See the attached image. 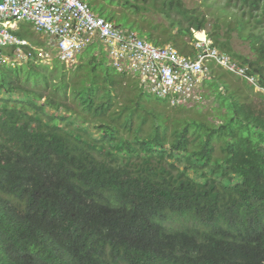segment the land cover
I'll return each mask as SVG.
<instances>
[{
	"label": "trees",
	"instance_id": "obj_1",
	"mask_svg": "<svg viewBox=\"0 0 264 264\" xmlns=\"http://www.w3.org/2000/svg\"><path fill=\"white\" fill-rule=\"evenodd\" d=\"M130 1L129 23L99 13L156 45L205 30L264 91V0H202L205 11ZM148 9L168 23L145 19ZM232 31L255 59L232 50ZM95 43L83 49L92 55L83 82L57 57L55 74L40 71L32 46H22L24 65L0 63V264H264V105L228 92L211 63L203 82L218 73L224 121L183 124L156 109L181 105L103 65L88 50Z\"/></svg>",
	"mask_w": 264,
	"mask_h": 264
},
{
	"label": "built area",
	"instance_id": "obj_2",
	"mask_svg": "<svg viewBox=\"0 0 264 264\" xmlns=\"http://www.w3.org/2000/svg\"><path fill=\"white\" fill-rule=\"evenodd\" d=\"M21 21L46 33L51 38L54 57L63 62L72 63L86 46L101 43L117 72L138 75L146 90L172 106L187 105L198 96L197 89L211 63L247 76L246 68L221 53L205 30L191 29L197 49L192 58L170 44L155 45L137 30L116 25L94 12L85 0H0V63H19V57H26L22 46H32L15 34L16 23ZM40 57L41 62L52 59L49 51ZM247 77L258 87L254 77Z\"/></svg>",
	"mask_w": 264,
	"mask_h": 264
},
{
	"label": "rangeland",
	"instance_id": "obj_3",
	"mask_svg": "<svg viewBox=\"0 0 264 264\" xmlns=\"http://www.w3.org/2000/svg\"><path fill=\"white\" fill-rule=\"evenodd\" d=\"M202 0H182L184 6L189 9H195V10H203L205 11V7L203 6ZM124 0H114V2L109 3L106 0H97V2H94V9H92L94 12L99 13V6H105L107 9H112L117 18V22L120 24L123 23H129L125 19V16L128 15L129 18H134V10L128 9V5L125 6L123 4ZM132 5L136 3L134 0L130 1ZM145 19L148 18V20L152 22H162V23H168V21L165 20V18L157 13L154 12L151 9H148L147 11H143ZM126 14V15H125ZM212 14V13H211ZM210 13L207 14V19L209 20L207 23V29H212L213 20L217 17V15L212 16ZM101 15V14H100ZM147 24V23H145ZM16 30L15 34L20 37L24 38L28 41V43L35 48H37L41 54L43 55L45 52H50L52 59L48 62H39V69L40 71H44L46 75H49L51 70H54V63L56 62L53 60V57L55 56V52L53 50V46H51V38L44 32L36 29L30 22L27 21H21L16 23ZM176 30H174L175 32ZM232 50L236 52L238 55L245 57L247 56L250 59H255L256 55L255 52H253L250 48V44L248 41L242 40L240 37L237 36L236 31H232ZM174 41L173 43H168L172 46H174L177 51L185 56H189L194 58L197 54V49L194 46V42L191 39V37L184 35L181 37H178L174 35ZM154 44V43H153ZM156 45V44H155ZM87 49V48H86ZM85 50H82L76 57L75 60L71 62H64V72L67 76L71 77L73 81H81L83 82L84 79H87L88 73L86 72L88 70V64L89 61L92 59V55L87 53ZM100 46L98 43L93 44V46L89 47L88 50L93 52L94 56H97L99 59L102 54V60L103 65H107L109 62L107 55H105L104 52L100 53ZM39 55V53H38ZM233 57V56H232ZM19 57L17 61H19L18 64H25L27 59ZM51 58V57H50ZM239 62H242L241 59L238 57H234ZM109 64V63H108ZM217 67L218 72L220 70V74L223 75V78L227 79V84L229 86L228 92H232L233 90H236V92L240 93L242 95L241 99L244 100L245 97L249 100H254V102L257 104V102H261L264 105V91H261L259 87H253L251 88L250 81L245 82L243 78L232 74L230 72L225 71L224 69ZM55 74V70H54ZM114 77H120V75L117 74V72L113 69L111 73ZM218 73L214 72L213 76L210 75L205 82L201 83V85L198 87V96L196 95V98L192 100L187 105H181L176 109H163V108H157L161 111L165 116H170L171 119L174 117L181 118V121L183 124H186L187 122L191 121H198V122H204L206 124H219L224 121V115H225V108L222 104V100L218 98L216 91V86L214 79ZM219 74V75H220ZM211 78V79H209ZM214 78V79H213ZM238 89V90H237ZM220 91H225L224 86H220ZM228 92H226L228 94ZM259 92H263V95H260ZM237 93V94H238ZM245 96V97H243ZM150 100L153 102V96L149 97ZM162 107H168L171 108L170 105H165V103L162 102ZM174 113V114H173ZM172 115V116H171ZM173 117V118H172ZM176 122V120L174 121ZM180 124V123H177ZM182 124V125H183ZM173 125V124H172ZM172 125H169V133L174 128ZM92 132L95 133L94 136H97L98 129L94 126L91 128ZM216 153H219V148H216Z\"/></svg>",
	"mask_w": 264,
	"mask_h": 264
},
{
	"label": "bare ground",
	"instance_id": "obj_4",
	"mask_svg": "<svg viewBox=\"0 0 264 264\" xmlns=\"http://www.w3.org/2000/svg\"><path fill=\"white\" fill-rule=\"evenodd\" d=\"M148 40V39H147ZM103 59V58H102Z\"/></svg>",
	"mask_w": 264,
	"mask_h": 264
}]
</instances>
